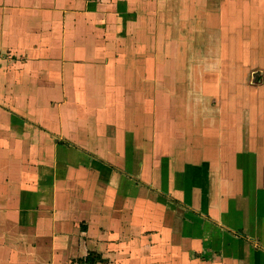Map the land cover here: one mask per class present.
I'll return each instance as SVG.
<instances>
[{"label": "crops", "instance_id": "0c3cea01", "mask_svg": "<svg viewBox=\"0 0 264 264\" xmlns=\"http://www.w3.org/2000/svg\"><path fill=\"white\" fill-rule=\"evenodd\" d=\"M0 264H264V0H0Z\"/></svg>", "mask_w": 264, "mask_h": 264}, {"label": "trees", "instance_id": "16d2710c", "mask_svg": "<svg viewBox=\"0 0 264 264\" xmlns=\"http://www.w3.org/2000/svg\"><path fill=\"white\" fill-rule=\"evenodd\" d=\"M106 262L105 259H103L100 255H97L96 257L93 256V253H89V255L86 258L79 259V261H84L88 263H96L97 261Z\"/></svg>", "mask_w": 264, "mask_h": 264}]
</instances>
